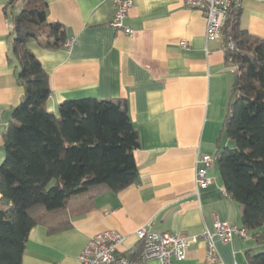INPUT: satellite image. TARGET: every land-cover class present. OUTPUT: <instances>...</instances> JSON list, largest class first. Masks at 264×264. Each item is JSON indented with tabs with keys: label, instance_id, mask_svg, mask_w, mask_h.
I'll use <instances>...</instances> for the list:
<instances>
[{
	"label": "crops",
	"instance_id": "obj_1",
	"mask_svg": "<svg viewBox=\"0 0 264 264\" xmlns=\"http://www.w3.org/2000/svg\"><path fill=\"white\" fill-rule=\"evenodd\" d=\"M47 1L49 22L63 24L68 38L75 39L69 50L30 44L49 74L48 111L58 115L65 100H126L139 134V175L118 193L97 192L93 208L70 217L66 229L35 226L22 264H79L90 238L105 230L124 236L120 251L133 254L139 244L135 232L143 226L191 238L214 232L215 217L243 227L242 206L225 190L217 160L220 148L233 146L222 129L235 68L224 39H206L203 14L183 0H133L125 19L134 30L129 36L109 26L114 14L110 0ZM21 8V2L0 0V165L6 158L4 136L16 124L13 112L25 94L12 52L14 17ZM240 23L264 41V0H243ZM204 155L215 162L207 173L209 184L199 188L196 172ZM260 238L251 233L228 243L215 238L220 259L212 264H249V253L264 251V227ZM206 255L200 238L190 244L185 260L173 264H209Z\"/></svg>",
	"mask_w": 264,
	"mask_h": 264
},
{
	"label": "trees",
	"instance_id": "obj_2",
	"mask_svg": "<svg viewBox=\"0 0 264 264\" xmlns=\"http://www.w3.org/2000/svg\"><path fill=\"white\" fill-rule=\"evenodd\" d=\"M21 2L14 17L13 58L25 94L14 109L16 124L4 136L0 165V264H22L31 230L39 225L66 229L72 216L93 208L96 193H118L139 175V134L123 99L65 100L58 115L48 111L49 74L30 49H66V28L49 22L47 0ZM232 10L223 30L228 61L235 68L222 134L232 147L217 160L227 193L242 206V222L260 240L264 227V41L241 27ZM235 41L229 49L226 42ZM219 139V144H220ZM134 258L136 251L127 254ZM264 264V251L248 254Z\"/></svg>",
	"mask_w": 264,
	"mask_h": 264
},
{
	"label": "built area",
	"instance_id": "obj_3",
	"mask_svg": "<svg viewBox=\"0 0 264 264\" xmlns=\"http://www.w3.org/2000/svg\"><path fill=\"white\" fill-rule=\"evenodd\" d=\"M114 8L112 20L109 26L115 30H122L131 36L134 30L125 24V19L133 7V0H110ZM184 5L192 10L199 11L207 21L206 39L208 41L223 40V30L232 10H241L243 0H183ZM75 44L74 38H69L65 48L71 49ZM184 48H189L187 42H182ZM226 47L233 49L235 41L229 38ZM215 162V158L204 155L198 161L196 172L197 187H205L209 184L208 170ZM138 248L134 258L120 251L124 242V236L115 230H105L94 235L78 258L79 264H142L151 260H157L161 264H173L175 261H183L187 257L190 244L200 238L206 243V261L209 264L219 261L220 255L215 243L218 238L224 243L232 241L235 237L249 238L244 227L230 225L221 222L215 217V231L206 230L200 237H188L180 233L149 231L146 227L136 230Z\"/></svg>",
	"mask_w": 264,
	"mask_h": 264
}]
</instances>
